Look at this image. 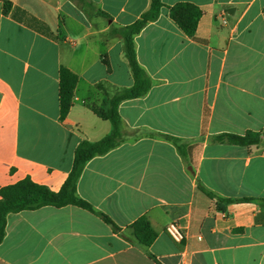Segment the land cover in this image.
I'll list each match as a JSON object with an SVG mask.
<instances>
[{
  "label": "crops",
  "instance_id": "obj_1",
  "mask_svg": "<svg viewBox=\"0 0 264 264\" xmlns=\"http://www.w3.org/2000/svg\"><path fill=\"white\" fill-rule=\"evenodd\" d=\"M4 1L0 190L30 179L58 192L80 144L113 132L98 113L135 85L124 29L152 0H7L8 13ZM161 1L134 36L151 87L119 104L125 139L77 183L119 231L74 205L10 213L0 264H264V0ZM178 3L202 11L193 37L171 17ZM63 70L77 78L65 117ZM248 131L261 133L258 145L215 140ZM141 217L157 233L148 247L133 228ZM173 221L181 243L166 231Z\"/></svg>",
  "mask_w": 264,
  "mask_h": 264
},
{
  "label": "trees",
  "instance_id": "obj_2",
  "mask_svg": "<svg viewBox=\"0 0 264 264\" xmlns=\"http://www.w3.org/2000/svg\"><path fill=\"white\" fill-rule=\"evenodd\" d=\"M77 3H84L86 0H73ZM163 4L161 0H152L151 8L136 23L124 29L127 56L133 70L135 85L125 89L114 96L111 101V108L106 113L101 114L103 118L110 120L113 124V132L103 140L91 143L84 141L76 151L73 169L60 191L54 192L44 185L34 183L30 179H25L17 184L6 186L0 190V244L6 235L7 217L10 213L36 210L45 206L61 208L74 205L98 214L104 221L111 224L116 231L119 228L112 220L103 213H99L85 200L77 194V183L84 170L86 163L97 155L104 154L119 145L125 139L122 119L118 112L119 104L128 99H134L145 95L150 87L151 80L146 72L139 66L136 59L134 46V36L138 34L148 22L156 20ZM12 8V3L4 1V12L8 13ZM171 17L180 28L190 37L197 31L201 9L191 3H178L170 10ZM77 78L67 70L62 72L61 83V108L62 117H65L72 106L73 91ZM180 146L179 140L168 137ZM217 142L229 143L233 145L248 147L258 145L261 141V133L248 131L244 135L223 134L215 138ZM211 195V194H210ZM248 200V199H246ZM226 203L232 200H223ZM137 239L144 246H150L157 238V233L152 228L146 217L139 218L133 224ZM157 264H161L154 256H150Z\"/></svg>",
  "mask_w": 264,
  "mask_h": 264
},
{
  "label": "built area",
  "instance_id": "obj_3",
  "mask_svg": "<svg viewBox=\"0 0 264 264\" xmlns=\"http://www.w3.org/2000/svg\"><path fill=\"white\" fill-rule=\"evenodd\" d=\"M166 231L168 235L171 237V239L177 243H181L185 239L184 229L178 221L171 222L167 226Z\"/></svg>",
  "mask_w": 264,
  "mask_h": 264
}]
</instances>
